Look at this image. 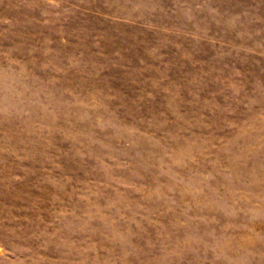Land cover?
<instances>
[{"label":"rangeland","instance_id":"374dc122","mask_svg":"<svg viewBox=\"0 0 264 264\" xmlns=\"http://www.w3.org/2000/svg\"><path fill=\"white\" fill-rule=\"evenodd\" d=\"M0 264H264V0H0Z\"/></svg>","mask_w":264,"mask_h":264}]
</instances>
